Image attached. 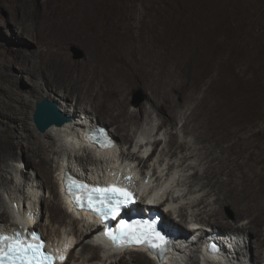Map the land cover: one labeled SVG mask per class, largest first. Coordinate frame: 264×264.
<instances>
[{"label":"bare ground","instance_id":"bare-ground-1","mask_svg":"<svg viewBox=\"0 0 264 264\" xmlns=\"http://www.w3.org/2000/svg\"><path fill=\"white\" fill-rule=\"evenodd\" d=\"M41 2L50 11L37 19L38 0H0L12 31L23 36L8 40L0 32V228L29 229L33 223L32 230L51 245L61 238L60 247L74 246L63 264H155L156 256L144 248L122 252L93 243L99 226L70 214L56 191L54 180L66 165L86 178L133 188L138 209L167 195L155 210L162 212L163 224L183 234L173 243L177 253L164 264H199L198 249L211 237L194 235L191 222L222 237L223 264H264V126L251 130L264 123V0L253 13L236 0ZM72 44L84 49L80 61L69 54ZM11 60L27 83L11 72ZM135 88L144 90L149 108H131L128 95ZM42 98L69 118L44 133L32 122L33 106ZM98 112L115 125V145L96 152L98 158L85 149L63 148L62 141L83 144L84 133L104 127L95 120ZM154 114L161 119L155 134ZM178 114L184 122L177 130ZM11 126L24 137L17 163L36 168L35 174L24 173L27 179L17 177L22 165H4L14 154L5 136ZM161 126L165 146L158 153ZM116 136L129 143L128 151ZM140 141L145 143L137 147ZM151 145L153 152L143 160ZM67 150L69 158L62 160ZM120 157L137 163L138 171L119 164ZM226 236L232 237V250Z\"/></svg>","mask_w":264,"mask_h":264},{"label":"snow or ice","instance_id":"snow-or-ice-1","mask_svg":"<svg viewBox=\"0 0 264 264\" xmlns=\"http://www.w3.org/2000/svg\"><path fill=\"white\" fill-rule=\"evenodd\" d=\"M101 137L102 133L94 134L92 139L101 148L111 147V141L106 137L103 139ZM125 179L131 180V177L128 176ZM63 181L67 182L65 191L75 207L96 214L101 223L116 220L121 216L123 209L136 203L134 194L124 186L108 184L106 187H90L71 176L62 178ZM105 236L113 245L119 247L146 246L150 250H162L167 243L165 234L158 229L155 220H137L126 223L121 219L117 232L107 231ZM36 241L34 233L31 241L23 239L19 232L12 235L0 234V264H55V259H59L61 262L64 260L63 255L54 258L51 255L43 254L41 249L44 245ZM211 250L215 251L216 249L213 247Z\"/></svg>","mask_w":264,"mask_h":264},{"label":"rangeland","instance_id":"rangeland-1","mask_svg":"<svg viewBox=\"0 0 264 264\" xmlns=\"http://www.w3.org/2000/svg\"><path fill=\"white\" fill-rule=\"evenodd\" d=\"M40 1V2H39ZM200 1V0H199ZM203 1H207V0H203ZM221 2H224L225 1V3H229V2H231V1H233V0H220ZM236 1H238L239 3L240 2H242L243 4H246L247 5V9L251 12V13H253V12H255V10L256 9H258L259 7H260V4L262 5V3H261V0H236ZM37 2V1H36ZM201 2H202V0H201ZM41 3H42V5H41ZM36 8L34 7V14H33V17H35V18H37V19H40L41 18V16H39L40 14L41 15H43V14H45V13H47L48 12V8H47V4H43V2H41V0H38V3H36ZM51 7V6H50ZM46 8V9H45ZM243 8V7H242ZM244 9V8H243ZM46 10V11H45ZM194 10V9H193ZM44 11V12H43ZM50 11V10H49ZM10 12L12 13V12H14L12 9H10ZM36 13V14H35ZM43 13V14H42ZM241 12L239 11V14H240ZM194 14H196V13H194ZM193 14V15H194ZM35 15V16H34ZM214 16H216V14H213ZM39 17V18H38ZM127 23H130V24H132L133 23V17H132V19H131V21H128ZM251 25H252V23H251ZM250 30L249 31H251V29H252V27H250L249 28ZM13 30V28H12V25H11V23H10V21H9V13L7 12V10H0V32H2V35L4 36V37H6L8 40H10V38H11V40H14V38H15V40H17V39H20V40H22L23 39V36L20 34V33H18V32H15V31H12ZM12 31V32H11ZM18 33V34H17ZM249 37H250V35H248ZM0 39H1V37H0ZM0 42L1 43H3L4 41L2 40H0ZM74 50H76V51H78V54L76 53V52H74ZM69 54H70V56H71V58H72V60H81L82 59V57H83V53H84V49L81 47V46H79V45H77V44H72V45H70L69 46ZM9 64H10V70H11V72L12 73H17V74H19V75H22V77H19V78H17L18 80H22L23 82H26L27 83V77H26V75L23 73V72H21V71H19L16 67H15V65H16V62L15 61H13V60H11V61H9ZM262 92H263V94H261L260 95V98L264 101V87H263V89H262ZM137 97L138 98H140V103H136V99H137ZM34 98H32V100H33ZM128 101H129V103H130V106H131V108H138L139 106H141V105H144V107L145 108H149V105H148V101H147V97L145 96V92H144V90L142 89V88H135V89H132L131 91H130V93H129V95H128ZM35 106V105H34ZM34 106H33V110H34ZM29 107V105L28 106H26V108H28ZM261 108H262V111H263V113H264V102H263V104H262V106H261ZM99 113V114H98ZM97 113V117L95 118V120L96 121H98V124H100V125H103L105 128H107L108 129V131L110 132V130L112 131L113 130V128H115V125H112V126H110L109 125V123L107 122V120H106V115L102 112V113H100V112H98ZM178 118L180 119L179 121H178V125L176 126V128H177V130L179 129V127L183 124V122H184V120L182 119L181 120V118H180V115L178 114ZM151 119H152V129L154 130V134H155V131H156V129H158L159 128V125L161 124V119H160V117H158L157 115H152L151 116ZM260 125V126H259ZM257 126V127H256ZM264 126V123L262 122V124L261 123H258V124H255V125H253V126H251V130H253V131H256V130H259L260 129V127H263ZM165 126H161V133H160V135L158 136V138L159 139H161L162 140V142H161V144L158 146V153L161 151V150H163L162 148H163V146H165V135H164V130H165V128H164ZM253 127V128H252ZM19 129L17 128V127H14V126H11L8 130H7V133H6V138H7V140L8 141H10L11 142V144L14 146V154L13 155H11V156H8L7 155V157H5V163H4V165H7L8 166V170H10L11 169V167L13 168H15V164H16V166H17V168H18V170H20V167H21V169L23 170V172H21V171H19L18 173H17V177L18 178H23V179H27V177H25V175H24V173H26V176H28V174H30V173H34L35 174V172H36V168H35V166L33 165V163H31L30 164V168H29V165H28V168H25V166H24V163L25 162H23L21 159H20V161L17 163V161H18V159H17V156L19 155V154H21L23 151V149H24V137L23 136H21L20 134H17V133H19ZM111 134V133H110ZM153 135V134H152ZM179 136V138H182L183 136H182V134H179L178 135ZM22 138V139H21ZM115 138V137H114ZM116 138H118V139H120V141H122V146L124 147L123 149L124 150H126V151H128V147H129V143H127L126 142V144H124L125 142L119 137V136H116ZM154 146V145H153ZM154 148H155V146H154ZM13 165V166H12ZM20 165H22V166H20ZM20 166V167H19ZM23 173V174H22ZM28 173V174H27ZM12 178V177H11ZM10 178V175H9V181L11 182V179ZM54 181H56V179L54 180ZM56 191H57V185H56ZM40 192H41V195H44V196H48V193H47V191L45 192V189L43 188V190L41 191L40 190ZM224 209H228L229 210V207H227V206H225L224 207ZM233 216V215H232ZM232 219H233V217H232ZM235 219V218H234ZM43 221L45 222V211H44V217H43ZM245 221H248L247 220V218L245 219H240L239 221H236V225H238V224H240V223H243V222H245ZM3 222L4 223H7L8 225L10 224L7 220H6V218H4L3 219ZM235 222V221H234ZM221 231H225V230H223V229H220ZM240 251H242V254H243V256H245L246 255V253H245V249H240ZM253 251H255L254 249H253ZM250 254H251V251H250ZM254 257H255V254H254ZM249 258H250V256H249ZM250 260V259H249ZM129 262L130 261H128V260H125V262H123V263H125V264H129ZM249 263V262H248ZM132 264V263H131ZM258 264H260V263H258Z\"/></svg>","mask_w":264,"mask_h":264},{"label":"water","instance_id":"water-1","mask_svg":"<svg viewBox=\"0 0 264 264\" xmlns=\"http://www.w3.org/2000/svg\"><path fill=\"white\" fill-rule=\"evenodd\" d=\"M74 52L78 54V51L74 50ZM136 103H140V98L137 97ZM68 120L69 118L60 112L57 104L46 98H42L34 106L32 122L35 129L40 133H44L51 126L59 127Z\"/></svg>","mask_w":264,"mask_h":264},{"label":"clouds","instance_id":"clouds-1","mask_svg":"<svg viewBox=\"0 0 264 264\" xmlns=\"http://www.w3.org/2000/svg\"><path fill=\"white\" fill-rule=\"evenodd\" d=\"M103 128H105V127H103ZM106 130L108 131V129L106 128ZM109 132V131H108ZM110 133V132H109ZM197 256V255H196Z\"/></svg>","mask_w":264,"mask_h":264}]
</instances>
